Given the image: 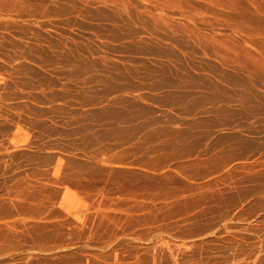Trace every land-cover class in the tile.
I'll return each instance as SVG.
<instances>
[{
	"label": "rangeland",
	"instance_id": "rangeland-1",
	"mask_svg": "<svg viewBox=\"0 0 264 264\" xmlns=\"http://www.w3.org/2000/svg\"><path fill=\"white\" fill-rule=\"evenodd\" d=\"M0 264H264V0H0Z\"/></svg>",
	"mask_w": 264,
	"mask_h": 264
}]
</instances>
